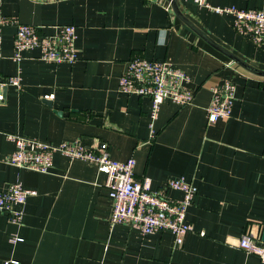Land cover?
<instances>
[{"label": "crops", "instance_id": "1", "mask_svg": "<svg viewBox=\"0 0 264 264\" xmlns=\"http://www.w3.org/2000/svg\"><path fill=\"white\" fill-rule=\"evenodd\" d=\"M207 1L264 10V0ZM176 3L213 41L264 70V41L236 32L231 15L194 0ZM0 17L48 35L73 24L77 49L73 63L45 62L34 48L16 60L15 24H0V75L21 78L19 88L0 87V190L14 182L36 190L19 222L0 213V264H264L237 246L245 231L261 238L264 229V76L209 44L169 0H0ZM132 55L186 71L191 104L164 100L150 127L149 97L118 87ZM226 80L235 86L231 115L208 122L212 89ZM50 93L52 99L44 97ZM8 134L79 139L93 149L106 143L110 157L135 159V178L148 179L152 190L183 177L197 187L186 212L191 230L178 244L168 230L143 235L125 223L111 225L105 176L94 164L55 153L48 172L14 166Z\"/></svg>", "mask_w": 264, "mask_h": 264}, {"label": "built area", "instance_id": "2", "mask_svg": "<svg viewBox=\"0 0 264 264\" xmlns=\"http://www.w3.org/2000/svg\"><path fill=\"white\" fill-rule=\"evenodd\" d=\"M197 4L211 8L216 13H226L232 17L233 29L247 36L254 43L264 41V10L260 8H240L234 5L212 6L207 0H194ZM15 24L13 38L14 59H19L25 49H38L40 58L51 64L73 63L77 58L75 47L76 28L73 24H62L54 34L40 33L34 25L16 21L11 17H0V24ZM2 35L0 33V48ZM190 76L183 69L166 59H146L132 55L126 70L121 74L118 87L125 94L147 96L150 99V123L158 115L160 104L169 100L179 106L191 104L193 93L188 88ZM21 85L19 75H0V87ZM213 93L206 107L208 122L228 119L234 103L235 86L231 81H224L213 87ZM53 93L44 95L52 99ZM4 94L0 92V101ZM15 149L7 161L17 167L48 172L53 165V156L59 153L71 160H83L94 164L104 174V185L111 200L112 209L109 217L111 225L125 223L141 234L168 230L173 233L178 244L182 237L191 230L186 221V212L191 205L197 187L183 177H171L159 189L152 190L149 180H138L134 175L135 159L129 157L117 160L110 157L107 144L101 143L93 149L83 145L79 139L51 143L36 137L8 134ZM168 190L180 193L173 198ZM36 190L23 187L19 182L11 183L0 190V213L6 214L12 221L19 222L23 217V205L27 198L35 195ZM20 240L13 237L12 241ZM237 246L246 253L257 256L264 262V243L251 230L245 231L237 241ZM17 263L15 260L3 264Z\"/></svg>", "mask_w": 264, "mask_h": 264}, {"label": "water", "instance_id": "3", "mask_svg": "<svg viewBox=\"0 0 264 264\" xmlns=\"http://www.w3.org/2000/svg\"><path fill=\"white\" fill-rule=\"evenodd\" d=\"M175 13L184 21L186 22L193 30H195L203 39H205L209 44H211L213 47H215L216 49H218L219 51L223 52L224 54H226L228 57H230L233 61H235L236 63H238L239 65H241L242 67H244L245 69L257 74V75H261L264 76V70L262 69H258L252 65H250L249 63H247L245 60L241 59L240 57H238L237 55H235L234 53L230 52L228 49H226L225 47L221 46L220 44H218L217 42L213 41L210 37H208L205 33H203L200 29H198L194 24H192L189 20L185 19V17L181 14V12L178 9V5L176 3V0H169ZM48 105L51 106V101H47ZM60 114V111H57ZM261 240L264 241V229L262 231V236H261Z\"/></svg>", "mask_w": 264, "mask_h": 264}]
</instances>
